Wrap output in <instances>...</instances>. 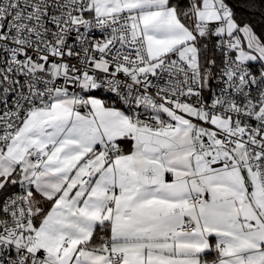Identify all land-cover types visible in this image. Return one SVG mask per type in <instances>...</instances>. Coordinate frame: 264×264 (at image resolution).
Instances as JSON below:
<instances>
[{
  "label": "snow or ice",
  "instance_id": "1",
  "mask_svg": "<svg viewBox=\"0 0 264 264\" xmlns=\"http://www.w3.org/2000/svg\"><path fill=\"white\" fill-rule=\"evenodd\" d=\"M0 264H264V0H0Z\"/></svg>",
  "mask_w": 264,
  "mask_h": 264
}]
</instances>
